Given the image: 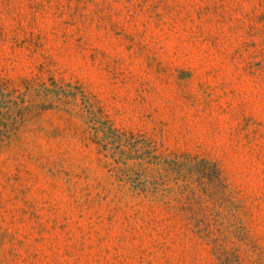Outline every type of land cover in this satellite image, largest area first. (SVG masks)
Listing matches in <instances>:
<instances>
[{
	"label": "rangeland",
	"instance_id": "1",
	"mask_svg": "<svg viewBox=\"0 0 264 264\" xmlns=\"http://www.w3.org/2000/svg\"><path fill=\"white\" fill-rule=\"evenodd\" d=\"M0 264H264V0H0Z\"/></svg>",
	"mask_w": 264,
	"mask_h": 264
}]
</instances>
